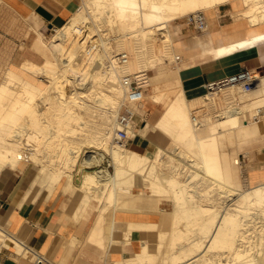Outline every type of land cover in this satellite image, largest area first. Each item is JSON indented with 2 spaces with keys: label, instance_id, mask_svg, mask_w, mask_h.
<instances>
[{
  "label": "bare ground",
  "instance_id": "obj_1",
  "mask_svg": "<svg viewBox=\"0 0 264 264\" xmlns=\"http://www.w3.org/2000/svg\"><path fill=\"white\" fill-rule=\"evenodd\" d=\"M220 1L81 0L47 41L55 59L49 51L39 62L25 56L1 76L0 170L34 162L35 183L47 188L62 183L66 192L78 187L75 219L95 200L93 225L86 233L96 244L156 229V240H140L137 251L114 264H264V182L247 188L229 183L217 137L218 129L234 128L241 115L264 104V77L247 91L238 85L217 90L222 98L247 101L215 114L217 127L206 115L194 118L190 108L191 102H207V93L188 98L181 90L155 122L168 137L165 144L148 154L113 142L123 102L121 78L131 72L132 57L140 68L156 64L159 58L151 56V44L156 38L170 39L171 18ZM244 1L253 2L247 10L252 19L264 18V0ZM78 26H83L84 37L76 33ZM93 35L99 42L87 53L84 44ZM122 50L128 53L125 62L118 55ZM38 75L45 83L34 79ZM263 121L258 126L263 128ZM127 133H133L130 126ZM139 184L148 190L135 189ZM116 209L155 210L160 218L119 221L112 217ZM105 219L111 222L110 231L104 229ZM77 241L73 236L69 243Z\"/></svg>",
  "mask_w": 264,
  "mask_h": 264
},
{
  "label": "crops",
  "instance_id": "obj_2",
  "mask_svg": "<svg viewBox=\"0 0 264 264\" xmlns=\"http://www.w3.org/2000/svg\"><path fill=\"white\" fill-rule=\"evenodd\" d=\"M0 1L3 2L0 15L7 13L9 19L17 15L28 16V22L36 27V22H32L30 17L41 20L47 26H58L77 8L75 0ZM251 3L247 5L243 0H222L212 5L203 11L208 24L205 30L195 29L184 19L179 21L177 28V24H174L171 36L179 51L175 53L178 66L152 74L150 98L143 96L132 101V104L135 103V115L129 125L133 129L129 146L152 152L158 144L168 141L167 135L155 126V122L181 90L188 98L202 95L204 93L200 91L205 88L206 81L219 79L241 67L252 69L257 81L264 77V37L261 36V33L264 34V18H251L247 13ZM23 46L26 55L32 59L36 56L41 58L48 52L35 36H29ZM24 57L22 52L14 51L10 61L20 63ZM156 92H161L159 99L152 97ZM256 110L261 116L253 113L254 119L250 120L247 111L239 117V125L229 129L220 128L217 132L226 178L229 183L241 188L264 182V145L255 151L247 149L257 140L264 141V124L263 128L262 125L258 126L264 120V104L257 106ZM245 148L250 152V159L244 165L248 167L246 173L238 156L239 149ZM36 173L37 165L34 162L5 166L0 170V264H114L113 260H120L125 254L137 251L143 239L156 240V229H140L129 240L111 239L107 245L91 242L87 233L93 225L91 215L96 201L89 200L80 217L75 219L74 208L80 192L63 191L62 183L52 186L53 189L37 184ZM158 212L116 209L112 217L119 221H156L160 218ZM110 227V220L105 219L104 229L110 231ZM4 236L12 241L8 242ZM69 236H76L81 242L70 244Z\"/></svg>",
  "mask_w": 264,
  "mask_h": 264
},
{
  "label": "rangeland",
  "instance_id": "obj_3",
  "mask_svg": "<svg viewBox=\"0 0 264 264\" xmlns=\"http://www.w3.org/2000/svg\"><path fill=\"white\" fill-rule=\"evenodd\" d=\"M76 5L81 3V0H75ZM2 1H0V5H2ZM205 11V9H203ZM70 16V15H69ZM183 14L180 16H176L171 18L168 21L167 24V28L169 29L168 33L171 36V31L172 28L174 26V24H177L175 28H177L180 24V20L183 19ZM30 20L32 22H36L37 26H33L28 22V16L26 17H22L17 15L16 17H11V19H9L8 14L7 13H2L0 15V79L2 78L1 76L4 74L5 69L8 68V66L10 65H18L20 63H15L13 64L10 61V57L12 55V53L14 51H20L23 53V56H27L26 53L24 52V42L26 41V39L29 36H35L38 37L42 43L45 45V47L48 49L49 53V47L47 44L48 39H50V37L52 36V33L54 32L53 29H50V26H47L45 23H42L41 20L37 19V18H32L30 17ZM34 20V21H33ZM81 23V22H80ZM11 27V28H10ZM177 30V29H176ZM40 31V32H39ZM176 36V35H175ZM98 38L96 35L91 36L90 38V42L92 41H97ZM127 40V41H126ZM132 38L128 39H124V42L127 43L128 41L131 42ZM99 42V40H98ZM151 49L150 54L153 55L154 57L158 56V60L157 63L154 65H148V66H144L141 67L138 65V63L135 62L134 57H132V64L130 65L129 69L130 71H138V70H144L145 71V83L147 84V87L144 91V96L145 97H149V92L151 91V87H152V83L150 81V77L152 74L154 73H158L159 70L161 69H176L178 66V63L176 61L175 58V53L179 52L177 50V48L174 45V38L172 40V36L170 37L169 40H164L162 38H156L153 40V43L151 44ZM68 50V48H67ZM159 54V55H157ZM50 57L52 59H55V56L53 54L50 53ZM36 61H40L41 58L40 56H36L35 59ZM124 74V72H123ZM42 75H38V76H34V79L36 81H38L39 83H45L44 77H41ZM91 82H89L88 84H90ZM220 92L221 91H215L214 93H207L206 88L202 89L200 91V93H207V97L209 100H207V102L203 103H196V102H191V110L192 112H194L195 114L199 115H206V119H212L214 120V122H216V127L218 125V120L219 114H222L224 112V109L227 107H229L230 105H243L245 104L247 101L246 100H241V98L237 97V96H232L231 98H222L220 97ZM238 93H236L237 95ZM126 102L125 96H124V91H123V102L120 104L118 110L120 109L121 105ZM135 103H133L132 105L134 106ZM251 110L248 112V119L253 120V113H255L256 115L261 116L259 113H257L258 111L256 110V107L253 106L250 108ZM118 114V113H117ZM215 114H218L217 116H215ZM245 114V113H244ZM262 114H264V112H262ZM114 143H117L115 141V139H113ZM264 145V141L261 140H257L254 142V144L247 148L250 149V151H255L256 148H259L261 146ZM125 146H129V144L127 143ZM93 148V146H91ZM86 149V146H85ZM154 149V148H153ZM152 149V150H153ZM97 150H101L99 148H97ZM144 151V150H143ZM88 153H90V151H85L84 155H88ZM148 154H151V152H148ZM107 157L109 158V154H107ZM238 156L240 159V163L243 164V171L244 173L247 172L248 167L244 166L250 159V152L246 151L245 149H239L238 152ZM108 168L113 171V166L112 164L108 165ZM193 186V185H192ZM55 187V186H54ZM135 189L137 190H148L147 188H143L141 187V184L134 186ZM53 189V187L51 188ZM50 189V190H51ZM74 191L80 192L81 190L78 189V187H74ZM166 197V199H163V201H168L167 197L168 196H164ZM169 198V197H168ZM170 206V205H169Z\"/></svg>",
  "mask_w": 264,
  "mask_h": 264
},
{
  "label": "built area",
  "instance_id": "obj_4",
  "mask_svg": "<svg viewBox=\"0 0 264 264\" xmlns=\"http://www.w3.org/2000/svg\"><path fill=\"white\" fill-rule=\"evenodd\" d=\"M79 4L77 5V7ZM185 23L193 26L197 30H205L207 28V20L204 15L203 10H195L189 12L183 16ZM50 29L55 30V25H51ZM76 33L79 36L84 37L83 26H78L76 28ZM86 52H90L91 49L96 48L97 41H88L85 44ZM121 61L125 62L128 58V53L126 50H122L119 54ZM177 58V56H175ZM122 84L124 86V96L126 102H124L116 117L117 127L115 128L114 139L118 144L126 145L130 136L127 133V127L132 123L133 117L135 115V110L133 109L132 101H137L144 96V91L147 87L145 83V71L138 70L132 72H125L122 75ZM256 84V75L252 69L248 67H241L238 70L229 73L216 80H208L204 83V87L207 93H214L215 91L221 89L222 87L228 85H238L242 91L250 90ZM194 113V112H193ZM194 118L196 114L194 113Z\"/></svg>",
  "mask_w": 264,
  "mask_h": 264
}]
</instances>
